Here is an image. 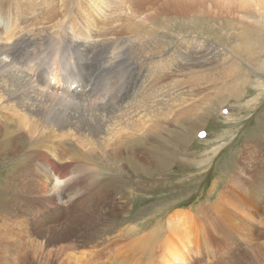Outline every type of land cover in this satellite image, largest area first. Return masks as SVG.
Segmentation results:
<instances>
[{"label":"rangeland","instance_id":"obj_1","mask_svg":"<svg viewBox=\"0 0 264 264\" xmlns=\"http://www.w3.org/2000/svg\"><path fill=\"white\" fill-rule=\"evenodd\" d=\"M55 1L0 0V26L18 25L16 31L25 23L32 26L33 18ZM93 1L73 0L76 6H68V11L72 13L80 3L77 14L82 19ZM164 1L140 4L151 6L163 20L170 19L164 23L165 43L195 40L222 49L230 65L224 68L225 78L218 79L213 89L202 82L190 87L180 77L183 87L192 90L191 97L183 96L190 114L176 124L168 123L162 134H139L136 139L131 137L135 141L129 138L127 147L119 148L115 156L108 149L78 158L82 165L73 164L67 176L72 191L57 192L58 200L44 194L41 179L26 177L25 169L36 163L37 142L31 145L11 111H1L0 242L7 241L9 249L0 253V264H264V87L258 85L264 86V33L252 37L246 27L259 21L264 0H170L169 5ZM182 15H187L185 20ZM192 16L200 21L188 20ZM47 136L41 138H47L44 144L50 147L55 139ZM73 142H68L70 147ZM70 197L76 199L73 206ZM16 203L20 209L30 207L35 220L47 226H74L78 233L71 240L73 245L80 248L86 242L96 253L79 263L74 261L82 249L48 256V249H39L32 255L31 247H26L28 235L22 233L20 239V231L13 229L18 221L30 217L15 219L9 214ZM179 210L186 221L175 214ZM177 218L181 221L178 228ZM14 234L19 239L17 252H11ZM57 246L61 245L52 249Z\"/></svg>","mask_w":264,"mask_h":264},{"label":"bare ground","instance_id":"obj_2","mask_svg":"<svg viewBox=\"0 0 264 264\" xmlns=\"http://www.w3.org/2000/svg\"><path fill=\"white\" fill-rule=\"evenodd\" d=\"M146 1L149 0H94L81 19L77 14L80 3L70 13L68 6H76L73 0H56L43 9L40 16L37 14L33 18L35 24L32 26L23 20L25 24H22L21 30L16 31L18 25L15 28L12 25L0 26V120L3 119L1 111H11L17 118V127H23L22 132L29 136L31 145L37 142L34 145L36 163L25 169L26 177L41 179L44 194H51L56 200L61 198L56 195L57 192L63 190L64 194L71 188L69 170L73 164H78V158L86 159L91 154L95 155L96 151L105 153L108 149L109 155L115 156L119 148L127 147L126 144L131 141L129 138L136 139L139 134H162L168 123L176 124L188 115L190 106L184 107L183 96H190L192 90L183 87L180 77L186 78L190 87L202 82L200 85L216 89L217 80L226 76L224 68H230L227 53L207 42L181 40L179 45L165 43L164 23L170 19L163 20L151 6L143 7L141 2ZM170 2L164 1L167 5ZM111 5L115 7L111 9ZM26 6L31 7L30 4ZM21 7L24 6H17L16 9ZM184 16L187 15L180 17ZM259 18V21L255 20L247 26L238 22L237 25L246 26L249 36L262 35L264 12ZM194 19V16L188 18ZM194 21L200 20L197 18ZM226 29L230 30L229 27ZM232 65L236 66V63ZM216 68L222 73H211ZM169 77L171 80L166 81ZM258 85L263 89L261 83ZM81 91L83 94L79 93ZM45 135L55 139L50 147L44 144L47 138H41ZM124 139L127 142L122 144ZM73 197L69 199L71 206L76 200ZM16 206L17 203L9 209V214L15 219L30 215L27 221L17 220L13 229L20 231V239L22 233L28 235L26 247H31L29 253L32 255L39 249H48L46 256L82 249L77 251L79 255L72 253L73 258L79 256L74 263H79L96 253L94 246L86 242L81 241L80 248L73 245L72 239L78 233L74 226L61 229L54 228L53 224L54 227L47 226L35 220L36 214L31 213L30 207L25 209L23 205L20 209ZM175 214L181 217V221L186 217L180 210ZM178 218L174 220L177 228L181 223ZM6 242L1 241L0 245ZM5 244L2 249L0 247V253H6L8 246ZM57 244L61 246L52 249ZM13 245L11 252L20 251L18 238ZM31 254L29 259H32Z\"/></svg>","mask_w":264,"mask_h":264}]
</instances>
